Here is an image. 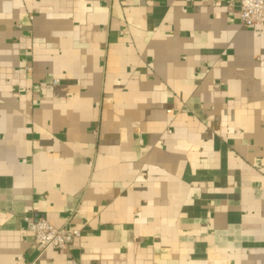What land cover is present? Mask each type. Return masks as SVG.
<instances>
[{"label":"crops","instance_id":"1","mask_svg":"<svg viewBox=\"0 0 264 264\" xmlns=\"http://www.w3.org/2000/svg\"><path fill=\"white\" fill-rule=\"evenodd\" d=\"M230 2L0 0V264H264V25ZM26 217L80 236L38 257Z\"/></svg>","mask_w":264,"mask_h":264},{"label":"built area","instance_id":"2","mask_svg":"<svg viewBox=\"0 0 264 264\" xmlns=\"http://www.w3.org/2000/svg\"><path fill=\"white\" fill-rule=\"evenodd\" d=\"M228 5L236 10L243 26L264 25V0H238L237 3L230 2ZM58 83L59 80L42 81L39 83V88H45L48 85L54 86ZM25 222L34 236V243L39 252L38 257L51 248L68 250L75 239L80 236L78 230L65 227L57 228L42 217H26ZM36 261V259L28 261L27 264H36Z\"/></svg>","mask_w":264,"mask_h":264}]
</instances>
